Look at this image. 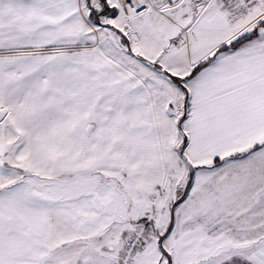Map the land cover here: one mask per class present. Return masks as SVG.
I'll list each match as a JSON object with an SVG mask.
<instances>
[{"label": "snow or ice", "instance_id": "1", "mask_svg": "<svg viewBox=\"0 0 264 264\" xmlns=\"http://www.w3.org/2000/svg\"><path fill=\"white\" fill-rule=\"evenodd\" d=\"M0 264H264V0H0Z\"/></svg>", "mask_w": 264, "mask_h": 264}]
</instances>
